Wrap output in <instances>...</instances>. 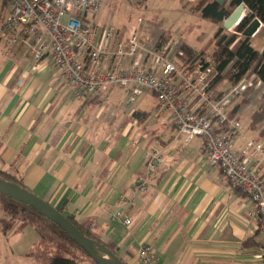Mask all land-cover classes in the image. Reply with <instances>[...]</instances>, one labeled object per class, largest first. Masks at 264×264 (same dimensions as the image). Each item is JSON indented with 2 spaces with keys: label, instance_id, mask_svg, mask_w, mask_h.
<instances>
[{
  "label": "crops",
  "instance_id": "0c3cea01",
  "mask_svg": "<svg viewBox=\"0 0 264 264\" xmlns=\"http://www.w3.org/2000/svg\"><path fill=\"white\" fill-rule=\"evenodd\" d=\"M3 3L4 47L1 32L10 2ZM262 33V45L252 43L257 49L264 48V23L251 37ZM157 35L146 32L149 41L161 42ZM34 39L25 36L7 54L0 53L1 169L101 240L113 242L126 264H143L137 257L143 244L155 249L159 264H264L256 256L264 241L256 205L209 162L204 138L186 140L168 111H156L151 91L147 106L127 105V89L120 86L79 98L61 79L50 50L36 65ZM258 101L242 105L232 117L243 126L236 150L248 138L262 136L261 126L250 127ZM151 149L161 151L162 161L149 173L144 155ZM142 177L148 184L138 191ZM119 208L130 223L115 215Z\"/></svg>",
  "mask_w": 264,
  "mask_h": 264
},
{
  "label": "built area",
  "instance_id": "2783aa9c",
  "mask_svg": "<svg viewBox=\"0 0 264 264\" xmlns=\"http://www.w3.org/2000/svg\"><path fill=\"white\" fill-rule=\"evenodd\" d=\"M109 1L9 0L10 11L1 32L5 45H0V53L7 54L25 36L34 35L36 65L50 50L61 79L79 98L108 86H120L127 89L126 103L131 106L146 89L150 90L156 96V111H168L186 140L204 138L209 162L222 170L234 188L252 198L264 236V134L248 138L245 146L236 150L235 141L243 126L228 118L233 100L263 82L250 70L218 96L212 88L218 73L216 62L196 51L187 54L181 48V38L149 41L146 31L139 27L132 28L127 37L121 36L112 22L100 27L95 18ZM110 58L113 60L104 67ZM225 121L229 126L219 131ZM144 156L148 172L157 171L161 151L147 150ZM147 184L148 177H142L135 188L144 191ZM115 215L124 218L123 209H117ZM124 222L131 220L125 217ZM256 256L264 261V241ZM137 257L143 264H159L149 244L139 248Z\"/></svg>",
  "mask_w": 264,
  "mask_h": 264
},
{
  "label": "rangeland",
  "instance_id": "374dc122",
  "mask_svg": "<svg viewBox=\"0 0 264 264\" xmlns=\"http://www.w3.org/2000/svg\"><path fill=\"white\" fill-rule=\"evenodd\" d=\"M200 0H110L104 5L101 12L96 16V22L101 25L104 22H112L120 33L139 27L141 30L151 33V36L175 35L185 39L195 47V51L215 60L214 50L217 48L212 38L218 23L201 17L194 10L195 4ZM249 13V12H248ZM236 32L227 30L223 34L228 36ZM262 34L252 39L255 47L262 45ZM240 36L242 32H240ZM217 64V62H216ZM232 83L224 79L218 88L227 90ZM150 90L146 89L143 94L135 99L136 105L147 106L151 103ZM237 98L253 103L258 99L257 106L253 109H262L264 101V85L255 84L243 95ZM246 103V105L251 104ZM256 109V110H257ZM20 221L12 219L0 205V264H44L52 254L56 253L57 247L41 241L37 229L33 224L25 225L16 231ZM69 256L82 260V264L90 263V260L80 250L73 249Z\"/></svg>",
  "mask_w": 264,
  "mask_h": 264
},
{
  "label": "trees",
  "instance_id": "16d2710c",
  "mask_svg": "<svg viewBox=\"0 0 264 264\" xmlns=\"http://www.w3.org/2000/svg\"><path fill=\"white\" fill-rule=\"evenodd\" d=\"M241 3H244L248 7V15L236 27L237 32H234L229 36L225 33L223 34L225 31L223 26L224 20ZM5 4L6 0H4L3 5ZM195 9L201 17L211 19L218 23V27L212 38V42L215 41L217 46L213 54L217 62L218 73L212 82V88L215 90L216 94L218 96H223L227 91L220 90L218 88V85L222 80L228 79V81L234 85L238 83L250 70L255 71L264 84V48H255L252 45V37L240 36V32L245 29L253 17H258L264 23V0H226L224 3H220L218 0H200L196 4ZM169 37L170 35L162 33L161 41H163V39L168 40ZM181 48L189 55H192L195 52V50L184 41L181 43ZM236 99L237 97L233 100V102H235ZM249 102V99L243 100V98L236 101L231 109H229V120H232L233 115L242 105ZM262 103H264V101ZM136 113H143L146 116L150 115V112L147 111H137ZM220 126L219 131L223 128H227L229 123L225 121L220 124ZM260 126V133L263 135L264 104L262 109H257L253 113L252 121L250 123V127L253 129ZM0 177L15 181L19 185L27 188L21 178L17 177L8 170L0 168ZM0 205L12 219L20 221L16 231L21 230L27 224H33L37 229L38 236L41 241L48 242L57 247L58 251L45 260L44 264H82L81 259L68 255L73 249L80 250L84 255H86L90 260V263L88 264H97L57 223L48 219L43 214H40L32 206L6 196L1 192ZM67 216L84 234L92 238L99 239L116 254V246L113 242L101 240L86 225L79 222L74 216Z\"/></svg>",
  "mask_w": 264,
  "mask_h": 264
},
{
  "label": "water",
  "instance_id": "95a60500",
  "mask_svg": "<svg viewBox=\"0 0 264 264\" xmlns=\"http://www.w3.org/2000/svg\"><path fill=\"white\" fill-rule=\"evenodd\" d=\"M218 1L224 3L226 0ZM247 15V6L244 3L239 4L224 20V28L233 30ZM262 24V21L258 17H253L242 31V35L248 37L253 36L260 29ZM0 192L32 206L40 214H43L48 219L57 223L97 264H125L118 255L104 245L103 242L84 234L67 215L30 189L19 185L15 181L0 177ZM108 256L113 258L114 263L109 262Z\"/></svg>",
  "mask_w": 264,
  "mask_h": 264
},
{
  "label": "bare ground",
  "instance_id": "6f19581e",
  "mask_svg": "<svg viewBox=\"0 0 264 264\" xmlns=\"http://www.w3.org/2000/svg\"><path fill=\"white\" fill-rule=\"evenodd\" d=\"M108 260H109V262L114 263V260L111 256H108Z\"/></svg>",
  "mask_w": 264,
  "mask_h": 264
}]
</instances>
